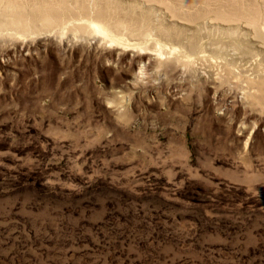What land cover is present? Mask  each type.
Wrapping results in <instances>:
<instances>
[{
  "label": "rangeland",
  "instance_id": "374dc122",
  "mask_svg": "<svg viewBox=\"0 0 264 264\" xmlns=\"http://www.w3.org/2000/svg\"><path fill=\"white\" fill-rule=\"evenodd\" d=\"M80 1L0 36V264H264L254 28L184 19L216 0ZM91 1L146 20L112 42L85 27Z\"/></svg>",
  "mask_w": 264,
  "mask_h": 264
},
{
  "label": "bare ground",
  "instance_id": "6f19581e",
  "mask_svg": "<svg viewBox=\"0 0 264 264\" xmlns=\"http://www.w3.org/2000/svg\"><path fill=\"white\" fill-rule=\"evenodd\" d=\"M216 1L220 2L218 6L207 7L203 12L198 10L194 14L187 15L185 13L183 15L184 19L194 23L196 20L206 15L215 23H233L237 25L240 24L238 22L243 21L254 28L256 36H258L264 44V17L254 16V14L249 11L251 7H249L245 1H242V4L237 0ZM116 3L112 4L113 8L118 7V3ZM91 6L94 8L98 20L96 19V21H94V19L87 21L85 27L93 33H99L109 38L112 42H120L121 40L113 34V31L121 29L131 31L137 26L136 22L139 19H142L141 21L146 20L145 14L141 16L139 14L138 17L140 18L120 16L116 11L111 9L110 4H108V6H101L97 1H91ZM130 6L128 8H130ZM84 9H86V6L80 0H0V36L4 37L5 35H10V33L7 34V31L10 30L11 27L18 29V33H24V35L33 29L37 31L47 28L52 29L53 27H58L57 25L59 23H64L63 19L71 13L70 11L77 10L80 12L84 11ZM262 10H264V8ZM171 12H173L172 16H179V13L175 10L171 9ZM180 18L182 17L180 16ZM71 22L72 21L69 23ZM145 26L147 27V24H145ZM229 27L230 26H227V28ZM157 28L159 29L158 33L161 35L164 34L167 37L175 36V39H179L183 31V27L180 25H169L163 22L158 23ZM233 28L235 29L236 27ZM60 31V34H62L63 30ZM194 39L195 35L189 37L191 45L195 44Z\"/></svg>",
  "mask_w": 264,
  "mask_h": 264
}]
</instances>
